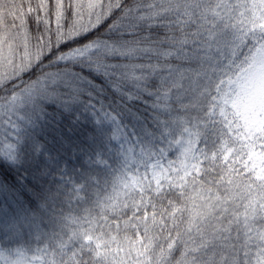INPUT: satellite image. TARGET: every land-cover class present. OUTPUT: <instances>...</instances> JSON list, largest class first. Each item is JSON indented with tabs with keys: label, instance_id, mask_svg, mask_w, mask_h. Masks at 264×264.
<instances>
[{
	"label": "snow or ice",
	"instance_id": "1",
	"mask_svg": "<svg viewBox=\"0 0 264 264\" xmlns=\"http://www.w3.org/2000/svg\"><path fill=\"white\" fill-rule=\"evenodd\" d=\"M0 264H264V0H0Z\"/></svg>",
	"mask_w": 264,
	"mask_h": 264
}]
</instances>
